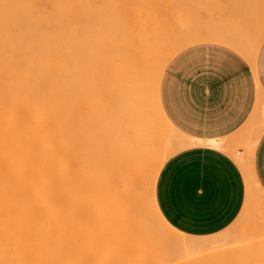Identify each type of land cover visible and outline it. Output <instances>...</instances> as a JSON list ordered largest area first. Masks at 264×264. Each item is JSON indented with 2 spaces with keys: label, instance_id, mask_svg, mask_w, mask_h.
<instances>
[{
  "label": "bare ground",
  "instance_id": "1",
  "mask_svg": "<svg viewBox=\"0 0 264 264\" xmlns=\"http://www.w3.org/2000/svg\"><path fill=\"white\" fill-rule=\"evenodd\" d=\"M146 2L0 0V264L224 262L225 256H219L224 250L214 249L219 237L202 240L179 232L157 208L155 183L164 161L194 143L191 138L164 139L166 132L160 131L162 143L153 145L159 123L172 130L159 103L158 85L165 65L180 50L214 41L252 58L264 30L240 39L192 34L179 40L176 34L171 41L154 30L156 23L150 21L156 22V16ZM106 15L110 25L105 24V33L97 29L92 43L93 33L83 35V21L103 22ZM86 43L90 48L94 44L85 49L100 59L88 60L94 63L92 70L89 66L92 76L88 70L93 83H88L96 85V92L93 104L85 100L97 117L92 119L88 108L86 121L77 114L79 123H87H82L84 131L77 127L82 137L77 139V133L73 139L71 86L86 82L80 65ZM257 125L264 127V116ZM257 138L250 130L242 153L226 150L245 180L236 222L252 205L264 210L257 202V197L264 200V190L253 171ZM262 222L256 233L263 238Z\"/></svg>",
  "mask_w": 264,
  "mask_h": 264
},
{
  "label": "crops",
  "instance_id": "2",
  "mask_svg": "<svg viewBox=\"0 0 264 264\" xmlns=\"http://www.w3.org/2000/svg\"><path fill=\"white\" fill-rule=\"evenodd\" d=\"M263 7L251 11L242 1L225 7L218 10L217 22L212 16L210 32L192 36H250L263 22L258 16ZM158 98L172 131L194 143L163 163L155 183L157 208L179 232L214 235L236 219L244 204V176L226 150L242 153L248 133L264 116V36L252 58L214 41L180 50L163 69ZM253 171L264 190V127L254 147Z\"/></svg>",
  "mask_w": 264,
  "mask_h": 264
},
{
  "label": "rangeland",
  "instance_id": "3",
  "mask_svg": "<svg viewBox=\"0 0 264 264\" xmlns=\"http://www.w3.org/2000/svg\"><path fill=\"white\" fill-rule=\"evenodd\" d=\"M144 1L146 2V0H144ZM150 1H151L150 3L146 2L147 3L146 5L150 4V6H148V9H149V7L152 9V10L149 9L150 14H151V12L153 13V14H151V16H153V15H154L153 17L156 16L155 19H154V21L156 20V22H154V23H152L153 20H152V17L150 16V20H152V21H150V23L152 25H154L156 23L154 25V26H156V27H154V30L156 28H157L158 31L161 30V31H159L160 34L157 33L158 31L156 33L159 34V35H162V36L165 33L164 35L167 36L168 39L171 40V41H172V39L175 40V38H177L176 36H178V35L179 36L181 35V37L183 36L182 38L178 37L179 40H183V38L186 39V37L188 38V36H190V35H192L193 33H196V32H198L200 35H202V33L210 32L212 16H214V19L216 20L218 15H219V11L218 10H223L225 7L230 6V8H232V5L238 4L239 2L242 1L243 5L246 4L247 6L250 7V10L252 11L255 8L256 5L264 4V0H150ZM121 15H123V14H121ZM258 16L261 19H263V22H264V10L259 12ZM107 18H108V16L106 15V18L104 17L103 20H102L103 22H100V21L96 22L97 20H94V19L92 20V18L87 19V22H86V20L83 21V23H85V24L82 23L84 25V32L83 33L86 32V33H89V35H91L93 33V35H94V36L91 35V36L94 37L93 42L91 40V39H93V37L89 36L90 38H88V40L90 39V41L92 43H94V41L96 42V36H95L96 33L95 32H96L97 29L100 28L101 31L103 30L104 33L106 32L105 30H107V27L110 25V21ZM106 19L109 21V23H106L107 22ZM216 22H217V20H216ZM87 24H89L92 28H94V30L91 28V32H90V29H89L90 27H88ZM101 24H103L102 27H99ZM105 24H109V25L105 26ZM96 25H99V26H96ZM87 28H88V30H87ZM158 28H160V29H158ZM263 30H264V27L262 25H260V24L256 25L255 32H261ZM86 33L83 34V35L84 36L86 35V37H87L88 34H86ZM166 33L167 34L169 33V35H167ZM169 36H172V37H170L171 39L169 38ZM86 37H84V39ZM88 40L86 39V42ZM87 43L84 44V46H86ZM90 45H91V48H92V45L94 46V44H90ZM87 46L89 47V44ZM87 46L82 49V51L83 50L84 51L82 52L81 59H80V61L82 60L80 62L81 67L82 68L83 67L86 68V69L84 68L83 72H84V76H85V74H87V75L85 77L83 76V78H82L83 80L85 79L86 82H83V81L79 82V83L72 82V84L74 86L73 85L71 86V88L73 89V90L71 89V92L73 93V94H71V98H72L71 99V103H72L71 106H73L72 107L73 108L72 109V112H73V122H72V124L74 126L73 129H75V130H73L74 134H72V137L78 133L77 134L78 135L77 139H79V137H82V132L84 131V126L82 125V123L84 121H81V119H82L81 117H83V116H84L83 117L84 120L86 121V117L87 116L85 115L86 113H83L84 109H85V111H87V108H88V110L90 111V108L92 107V106L89 107L91 105L90 102H92V104H93L92 100L94 99L93 97H94L95 92H96V88H95L96 85L95 84H93V85L90 84L92 82V81L90 82L92 73L90 72L89 66H91V70H92V66H93L94 63L93 64L91 62L89 63L88 60L92 61L93 58H94L93 61L100 60L97 57L93 56L94 51H92V53H90L87 49H85V48H87ZM85 50L88 51L91 54V57L87 56L88 53ZM85 54H86V56H85ZM82 55H84V56H82ZM94 55H96V54L94 53ZM92 56H93V58H92ZM95 58H97V59H95ZM83 63H85L84 64L85 66L83 65ZM96 63H97V61H96ZM87 67H88V69H87ZM85 70H86V73H85ZM88 70H89L91 76L88 74L89 73ZM88 81L90 83H88ZM87 83L92 87L93 92H92V89L91 90L90 89L87 90V88H90ZM89 90L91 91L90 93H89ZM88 93L90 94V96H89ZM91 96H92V99H91ZM86 98L89 100V102H88V100ZM85 100H87V102L90 105ZM84 101H85V103H84ZM83 103H84V105H83ZM83 106H85V107L82 108ZM77 114H78V117L81 118L80 119V123L78 121L79 119L77 117ZM92 114H94L95 117ZM96 114H97L96 111H94V112L92 111L91 113H88V115H90L91 118L93 116L92 119H95L97 117ZM90 117L88 116V119L91 121ZM90 121L88 122V124H90ZM84 123L86 124L87 122H84ZM158 125L159 126L157 127V129H158L159 132L156 131L154 133V135L151 136L152 143L154 142L153 145L155 147H156V144L160 145L162 143L161 139L164 138V137H161L160 131H162L163 133L166 132V135L164 134V136H165L164 139H166L167 137H171V138L174 139V136L180 138V136H178L175 132H173L172 130H169L167 128V126L164 127V124L159 123ZM77 127H78V129H79V127L81 129V127H82L83 131H79L78 132ZM262 129H261V127L256 125L254 128H252L251 131L255 133V136H259V134L262 131ZM71 133H72V131H71ZM77 135L75 137H77ZM75 137H73V139ZM230 151L233 154H237V150L236 149H231ZM167 159L168 158H166V160ZM257 202L260 205H262V207H264V200L262 198L257 197ZM262 214L264 215V210L263 209H260L257 206L252 205V206L248 207L247 211L239 218L238 222H236V220L238 219L239 215L236 217V219L226 229H224V230H222V231H220V232H218V233H216L214 235H210V236H207V237H197V238L204 240V239H208L209 237L210 238H213L214 236L219 237L218 242L220 241V243H217L216 244L217 247L215 246L214 249L217 252H218V250H220L219 252L224 250V252L223 251L221 252L222 254L218 252L219 256H222V257L225 256V257H223L224 259L222 258L223 261H224L222 264H228V263L229 264H238V263H243V261H245L244 263H247L246 260H249V261L253 260V262H255V263H252V262H250V263L258 264V263H256V261H255L256 259L255 258H257V260H259V262H261V260L263 262V260H264V254H263L264 253V236L262 238V237L258 236L257 233H256V228L258 227V224H261V220L262 219H263L262 224H264V216L262 217ZM259 215L261 216V218H260ZM247 226L250 227V231L248 233L245 230ZM247 229H249V228H247ZM247 234H249L248 237H251V238L248 239V241H247L248 244L246 243L247 244L246 246H242L241 245L242 244V239L244 237H246ZM252 241H255V242H253L254 244L252 243ZM250 243H252L253 245H251ZM219 245H221V246H219ZM259 247H261V248L258 249ZM262 247H263V249H262ZM226 257L231 258V259L226 261L225 260ZM235 257H241V258H236L237 260L236 259H232V258H235ZM228 258H226V259H228ZM240 259H241L242 262L240 261ZM229 261H232V262L234 261V262H237V263H234V262L230 263ZM249 261H248V264H250ZM262 264H264V262Z\"/></svg>",
  "mask_w": 264,
  "mask_h": 264
}]
</instances>
